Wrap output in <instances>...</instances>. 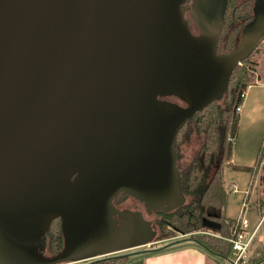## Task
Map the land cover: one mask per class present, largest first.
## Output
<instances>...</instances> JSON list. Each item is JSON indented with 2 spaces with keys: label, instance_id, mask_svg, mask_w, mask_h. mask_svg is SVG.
Segmentation results:
<instances>
[{
  "label": "water",
  "instance_id": "obj_1",
  "mask_svg": "<svg viewBox=\"0 0 264 264\" xmlns=\"http://www.w3.org/2000/svg\"><path fill=\"white\" fill-rule=\"evenodd\" d=\"M184 3L0 0V243L37 240L49 222L58 218L62 248L46 255L42 264H75L146 246L153 239L74 253L77 245L68 244L67 230L76 236L80 227L71 217L82 207L80 200H69L74 191H81L88 214L94 216L108 210L109 200L120 192L139 200L146 213L182 203L173 154L177 131L199 108L221 96L233 67L264 34V0H253L252 20L241 29L237 46L230 55H215L211 48L225 0L191 1L196 35L183 18ZM171 14L191 41L205 44L196 52L186 49V58H191L187 63H204L218 76L206 81L201 76L210 86L202 98L168 113L173 105L162 98L182 89L189 78L180 75L179 69L170 71L173 62L157 55L155 38L167 29ZM225 56L231 59L228 63L215 64ZM156 112L164 115L155 119ZM138 117L140 123L133 124ZM160 127L163 131L151 147ZM120 138H129L135 145L128 152L123 147L117 158L103 157L105 142ZM95 163L101 168L85 177L84 169ZM158 169L168 174L167 182L172 179L177 204L165 197L158 205L139 199L137 189L146 182H164L156 176ZM73 175L79 177L70 182ZM40 220L44 223H37Z\"/></svg>",
  "mask_w": 264,
  "mask_h": 264
},
{
  "label": "trees",
  "instance_id": "obj_2",
  "mask_svg": "<svg viewBox=\"0 0 264 264\" xmlns=\"http://www.w3.org/2000/svg\"><path fill=\"white\" fill-rule=\"evenodd\" d=\"M252 5L253 0H225L221 27L215 38L216 48L220 46L223 54L232 51L237 46L241 29L252 20ZM263 38L264 34L259 41ZM254 49L255 46L233 67L221 96L199 108L180 126L176 140L180 134H185L184 141L187 142L190 134L200 135L201 141L193 156L186 164L179 167L178 160L182 155L176 150L178 144L175 140L173 154L175 167L179 173L180 195L183 200L181 204L171 209L155 212L162 216L161 224L168 230L162 235H157L156 232L153 240L186 234V238L176 240L192 241L209 255L217 259H228L230 245L225 238L229 235L234 218L230 219L225 216L226 194L230 189L229 185L223 182V170L231 168L237 171H247L252 175L259 171V185L264 184V143L257 149L252 166H237L229 161L237 130L238 116L234 108L241 104L243 91L250 84L248 75L255 72L254 62L251 60ZM120 194L127 195L122 192L118 195ZM258 204L259 209L264 211L262 190H260ZM61 242L60 222L57 221L50 224L47 229L46 255L57 254L62 248ZM165 247L160 245L159 247H146V249L136 250L130 254L103 255L75 264H127L134 255L157 253ZM250 253L245 264H259L264 260L263 245L255 244Z\"/></svg>",
  "mask_w": 264,
  "mask_h": 264
},
{
  "label": "rangeland",
  "instance_id": "obj_3",
  "mask_svg": "<svg viewBox=\"0 0 264 264\" xmlns=\"http://www.w3.org/2000/svg\"><path fill=\"white\" fill-rule=\"evenodd\" d=\"M174 1L175 3L177 2V0H173V4ZM191 1L192 0H185V14L183 18L187 22L186 24L189 26L192 34H196L197 27L194 25L189 12ZM172 10L176 11L174 8ZM178 23L179 22L176 16L171 14L168 16L167 29L163 31L160 30L155 38V42L157 43V55L167 56L169 62H173L170 63L169 70L177 72V69H179L180 75L184 74L189 77L187 83H183V88L175 91V93L171 96V99L169 98L173 106L168 108V113L176 112L181 108L184 109V107L188 106V104H194L202 98L210 86H207V83L200 80L201 76H204V81L214 80L218 76L217 74H214L215 71L210 72V66H206L204 63H198L197 65L187 63V61L191 60V58H186V49H191L192 52H196L199 46H201L200 49H204L205 44L201 43V45H198L197 42L194 43L191 41L189 37L184 34L182 27L177 26ZM263 46L264 44L259 41V43L255 45V49L253 50V55L251 57V60L254 62L253 70H255L256 73H258L257 60L263 53ZM217 50L218 52H223L220 49V46ZM213 59L214 58H212V60ZM229 60L231 59L228 58V56H225L224 58L222 57L216 60L215 64H220L223 62L222 64L224 66ZM165 64L166 63L154 66L153 71H156ZM175 65L178 66V68ZM259 65L264 67V61L259 63ZM255 72L254 74L248 75V81L250 84L255 82ZM173 101L177 105H175ZM163 115L164 114L162 113L156 112V114H154L152 117L157 119ZM140 118L141 117L135 119L133 124L140 123L138 122L141 120ZM162 131L163 128H156L155 134L152 137L151 147L152 145L154 146L156 143L155 141L160 137ZM184 139L185 134H180L176 140L178 144L176 150L182 155L181 159L178 160L179 167L186 164V162L193 156L201 141L200 135L194 136L189 134L188 141L186 142ZM105 144L106 145L103 147L102 156L104 157V155L107 154V156L112 158H115L117 155H119L123 147L126 148L124 152H128L130 151V148H133V145H135L134 141H131L129 138H124L123 140L120 138L114 141L108 140L105 142ZM130 160L133 162V158H130ZM100 168L101 164L98 165L95 163L86 167L82 173L85 177L94 176ZM154 171L156 172V176L160 177L164 182L158 185H147L146 182L143 187L137 189V195L139 196V199L143 200V203L146 202L151 205H158L164 200L163 197H165V199L177 204L179 199L176 195H172V179L170 182H167L169 176L166 172L160 169ZM78 177L79 175H75L70 182L77 179ZM63 188L64 191L67 189L66 187ZM260 190H262L264 193V184L258 186L259 194ZM148 191L151 194L150 197L147 196ZM80 192L81 191H74L69 197V200L72 201L80 200L81 203L79 207L82 206L78 215L74 214L72 217L70 216L72 222H74L73 220L76 217L75 219L78 221L77 226L80 227L78 228L77 232H75V234L77 233L76 236L73 237L72 234H70L71 231L67 230L68 244L72 245L75 243L77 245L75 247L74 253H89L93 250L103 251L104 249H117L118 247L131 246L132 244L146 241L148 238L154 239L156 232L157 235H162L168 230L167 227H164L161 224L162 216L160 214H155L152 211L146 213L144 211L143 204L139 202V200H136L132 196L123 194H120L114 198L116 207L113 206L108 210L102 209L101 213H99L97 216L90 215L86 209V203L81 200L82 195ZM250 216L251 218H254L252 214ZM148 221L150 223L149 225ZM56 222L57 220L53 223ZM41 235L42 234L38 235L37 240L31 239L30 242H26L30 238H25L22 241L11 242L7 244L0 243V264H42V261L46 259V256L44 253L42 239L40 237ZM186 237V234H177L174 237L166 236L160 238L159 240H156L155 238V240L151 241L149 244H146V246L134 247L132 249L122 250L111 254H130L136 250L146 249V247H159L160 245L174 242L176 239H184ZM87 261L88 260L83 262Z\"/></svg>",
  "mask_w": 264,
  "mask_h": 264
},
{
  "label": "crops",
  "instance_id": "obj_4",
  "mask_svg": "<svg viewBox=\"0 0 264 264\" xmlns=\"http://www.w3.org/2000/svg\"><path fill=\"white\" fill-rule=\"evenodd\" d=\"M261 43L264 44V38ZM262 52L257 60L258 73L255 72V82L249 84L243 91L240 111L237 114V130L229 160L231 164L237 166H252L257 149L264 143V67L259 65L264 61V49ZM258 174L259 171L252 175L247 171L224 168L223 182L225 185H229L230 189L226 194L227 199L224 206L227 218L238 217L240 202L245 199L249 223L253 224L257 220L259 213L257 210L259 201ZM233 186L235 190L231 189ZM251 214L254 218H251ZM162 247L165 248L157 253L134 255L127 264H227L224 259H217L201 250L192 241L174 240ZM259 264H264V260Z\"/></svg>",
  "mask_w": 264,
  "mask_h": 264
},
{
  "label": "built area",
  "instance_id": "obj_5",
  "mask_svg": "<svg viewBox=\"0 0 264 264\" xmlns=\"http://www.w3.org/2000/svg\"><path fill=\"white\" fill-rule=\"evenodd\" d=\"M239 109L240 105H237L234 111L238 114ZM231 189L235 190V187L233 186ZM246 203L245 199L240 202V213L238 217L234 218L229 235L225 238L230 245L229 257L224 259L227 264H245L255 244L264 246V211L260 210L258 206L257 220L250 224L245 214Z\"/></svg>",
  "mask_w": 264,
  "mask_h": 264
},
{
  "label": "flooded vegetation",
  "instance_id": "obj_6",
  "mask_svg": "<svg viewBox=\"0 0 264 264\" xmlns=\"http://www.w3.org/2000/svg\"><path fill=\"white\" fill-rule=\"evenodd\" d=\"M184 6V5H183ZM212 52H213V54H215V55H219V54H221V52H218V50H217V48H216V42L214 43V45L212 46ZM169 98L171 99V96H169ZM169 98H162V100H165V101H167V102H169V103H172V102H170V100H169ZM169 100V101H168ZM176 101V100H175ZM174 102V101H173ZM174 104L175 105H177L175 102H174ZM178 132V131H177ZM176 140V136H175V138H174V145H173V150H174V146H175V141ZM176 168V167H175ZM75 175H73L69 180L71 181L72 180V178L74 177ZM121 193V192H120ZM122 193H124V192H122ZM114 198H116V196L114 197ZM114 198H112L111 200H109V202H108V205H107V209H110L111 207H113V206H115V201H114ZM167 201V200H166ZM168 203V202H167ZM116 207V206H115ZM161 207H163V208H168V206L166 205V203H161ZM169 209V208H168ZM106 210V209H105ZM48 219V218H47ZM46 220V218L44 219V221ZM59 221V219L58 218H56V219H52L50 222H49V224L44 228V230H43V234H42V236H41V239H42V244L45 246L46 245V240H47V229L49 228V226H50V224H52L54 221ZM36 223V222H35ZM37 223H44L42 220H40V221H38ZM28 225V224H27ZM27 225H26V227H27ZM31 232H33L32 230H31ZM61 244H62V242H61ZM46 246L44 247V253H45V256H46Z\"/></svg>",
  "mask_w": 264,
  "mask_h": 264
}]
</instances>
